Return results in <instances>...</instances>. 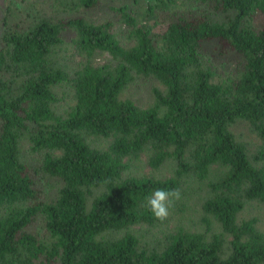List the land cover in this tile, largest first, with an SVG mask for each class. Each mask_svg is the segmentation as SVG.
I'll list each match as a JSON object with an SVG mask.
<instances>
[{"label":"trees","instance_id":"16d2710c","mask_svg":"<svg viewBox=\"0 0 264 264\" xmlns=\"http://www.w3.org/2000/svg\"><path fill=\"white\" fill-rule=\"evenodd\" d=\"M186 1L187 13L174 11L157 35L125 6L112 7L129 45L110 20L50 9L89 10L101 0H45L30 19L22 12L12 22L7 8L0 264H264L257 219H239L249 201L264 205V0ZM154 3L146 15L177 0ZM215 49L228 57L225 77L205 57ZM99 53L105 62H96ZM138 77L161 86L145 107L121 96ZM241 121L259 139L253 152L231 129ZM23 143L39 154L35 163ZM194 182L208 190L201 230L180 225L157 237L152 231L167 220L153 216L146 197L156 189L183 197ZM177 210L185 207L172 203Z\"/></svg>","mask_w":264,"mask_h":264},{"label":"rangeland","instance_id":"374dc122","mask_svg":"<svg viewBox=\"0 0 264 264\" xmlns=\"http://www.w3.org/2000/svg\"><path fill=\"white\" fill-rule=\"evenodd\" d=\"M63 1L65 0H62V2ZM182 1L184 0H177L176 5H172L170 8L165 10H161L158 5H155L153 13L150 15H146L144 10L148 8L149 4L154 5V0H101L100 5L93 9L83 10L81 8H78L74 12L61 11V6H55L53 7V9H50L52 11V15L65 17L69 15L83 16L93 21L94 23H101L105 22L106 20H110L111 22H113L112 31L116 33L121 43L129 45L131 41L127 36V27L124 26V24L121 22L118 14H116V12L111 9L112 7L119 8L125 6L127 12L136 15L138 22L149 25L151 28V32L154 35H157L159 32H161L163 25H166L167 23L172 21L173 18H175L174 11H182L187 13L185 9H188V2L185 0L184 2L186 4L183 5L181 3ZM42 6H48L45 3V0H0V36L3 31L2 20L8 7L13 8V13H11L10 17V20L12 22L18 19L19 15H22L24 17V14H22V12H26V15H29L28 19H30L31 14L34 15L35 11H37L39 8H43ZM203 9H205L207 13L211 15V17H213L215 20H225L226 16L224 14L217 13L214 10L206 7H202V10ZM257 24H261L260 18L257 19ZM208 51H210V54H205V57L210 61V65L213 66V69L217 74H222V77H225L226 73L228 72L225 70L228 68V66L226 65V58L228 57L223 56L219 58V56L213 55L212 52L216 53V49ZM106 59L107 55L105 53H99L96 56V62L98 63H103L106 61ZM78 61L79 58L75 57V64H77ZM75 64L73 60L72 66H74ZM154 86L161 87L160 84H158L151 78L138 77L122 92L121 96L131 98L136 104L145 107L150 105L153 101L151 89ZM59 92L64 93L65 89L61 88ZM231 129L239 139L247 143L248 148L251 152L256 149L259 139L256 134L251 132L248 123L244 121L237 122L236 124H233L231 126ZM22 151L24 158L30 164L35 163L39 158V154L30 152L25 143L22 144ZM166 171V167L165 169L161 168L159 171H157V175H163ZM50 185L51 189H49L51 191H54L55 184L51 183ZM198 185L206 187L205 184L203 185L201 182H194L193 186L188 188V191L191 193H185V195L181 197L180 200L173 201V203H176L179 206H184L185 210L170 212L167 222H164L163 224L156 227L152 231L153 234L156 233L157 237H160L162 233L167 229H171L175 226L180 225L191 230H201L202 225L198 220L200 216L199 201L202 197H206L208 195V190L204 187L201 188V186L199 187ZM251 217H255L257 219V227L261 232L264 233V205L257 201H249L248 203H246L242 211L239 213V219H247ZM37 226L41 229V225Z\"/></svg>","mask_w":264,"mask_h":264},{"label":"clouds","instance_id":"9594fccd","mask_svg":"<svg viewBox=\"0 0 264 264\" xmlns=\"http://www.w3.org/2000/svg\"><path fill=\"white\" fill-rule=\"evenodd\" d=\"M181 199V193L178 189L166 190L156 189L146 197V207L159 221H165L170 214V207L173 201Z\"/></svg>","mask_w":264,"mask_h":264}]
</instances>
